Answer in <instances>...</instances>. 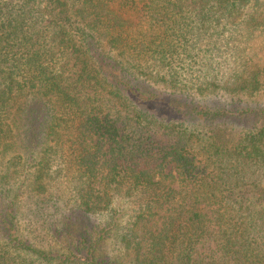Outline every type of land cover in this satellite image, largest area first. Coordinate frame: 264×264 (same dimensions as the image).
<instances>
[{
    "label": "trees",
    "instance_id": "obj_1",
    "mask_svg": "<svg viewBox=\"0 0 264 264\" xmlns=\"http://www.w3.org/2000/svg\"><path fill=\"white\" fill-rule=\"evenodd\" d=\"M263 93L264 0H0V264H264Z\"/></svg>",
    "mask_w": 264,
    "mask_h": 264
},
{
    "label": "rangeland",
    "instance_id": "obj_2",
    "mask_svg": "<svg viewBox=\"0 0 264 264\" xmlns=\"http://www.w3.org/2000/svg\"><path fill=\"white\" fill-rule=\"evenodd\" d=\"M156 87L162 91L163 90L164 91H171V92L175 93V90H173V88L167 83H159L158 85H156ZM169 87H171V88H169ZM224 100H225V98H223L221 96H217V95H208V98L205 99V101H207L208 103L209 102H219V101H224ZM235 100L241 102V106L244 108L245 107H249L251 109L254 108L257 112H258V110L264 109V93L261 95H257L255 97H252V98H248V96L237 97ZM22 103H24V101ZM253 121H255L256 123H254ZM251 124H264V114L261 113V115H260V114L255 113L252 117ZM22 137H24L23 134H21V137L17 140L16 144L18 146H15L14 152L23 153L25 151V145L23 144L24 140ZM27 197H32V196H27ZM160 223H161V221H160ZM101 252L104 256H110V254L112 253L111 241H107L103 245Z\"/></svg>",
    "mask_w": 264,
    "mask_h": 264
},
{
    "label": "clouds",
    "instance_id": "obj_3",
    "mask_svg": "<svg viewBox=\"0 0 264 264\" xmlns=\"http://www.w3.org/2000/svg\"><path fill=\"white\" fill-rule=\"evenodd\" d=\"M111 209L116 210V211H119V208H118L117 203L115 201L111 205Z\"/></svg>",
    "mask_w": 264,
    "mask_h": 264
}]
</instances>
